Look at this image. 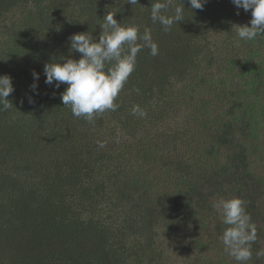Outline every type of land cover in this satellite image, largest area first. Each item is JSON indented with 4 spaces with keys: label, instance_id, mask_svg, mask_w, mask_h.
Instances as JSON below:
<instances>
[{
    "label": "trees",
    "instance_id": "trees-1",
    "mask_svg": "<svg viewBox=\"0 0 264 264\" xmlns=\"http://www.w3.org/2000/svg\"><path fill=\"white\" fill-rule=\"evenodd\" d=\"M150 3L0 0V75L15 89L0 111V264H238L214 208L234 197L256 226L247 264H264V36L237 37L251 10L231 0H171L165 14L185 11L170 31ZM109 12L159 50L142 48L117 109L89 122L43 69L79 59L69 37L98 38Z\"/></svg>",
    "mask_w": 264,
    "mask_h": 264
},
{
    "label": "clouds",
    "instance_id": "clouds-1",
    "mask_svg": "<svg viewBox=\"0 0 264 264\" xmlns=\"http://www.w3.org/2000/svg\"><path fill=\"white\" fill-rule=\"evenodd\" d=\"M188 2L191 9L203 10L207 0ZM231 2L237 9L242 8L245 12L251 10L250 26L234 25L237 37L240 40L253 41L258 36H264V0ZM128 3L135 5L138 0H128ZM170 4L171 0H151L150 3V19L153 23L159 22L164 31H170L184 17L185 8L182 3L174 7L172 14H165ZM115 15L109 12L103 17L98 38L89 33H78L69 37L70 49L80 54L79 59L61 58L45 64L43 69L47 85L57 89L61 84L67 85L61 93L63 105L70 107L75 117H83L89 122L96 115L117 109L115 101L135 70L137 54L142 48H149L152 56L158 55V45L154 42L150 29L145 28L141 33L138 25L118 22L114 19ZM33 79L34 83L30 87L35 92L38 88L35 81L39 80V74L33 72ZM14 90L12 78L0 75V111L13 107L7 97ZM132 113L141 117L145 115L138 105L133 107ZM244 204L242 199L235 197L221 198L214 204L227 226L221 236L225 251L238 264H247L251 260L252 244L257 239L256 226L251 222V216L246 212ZM260 255H264V251L257 252V256Z\"/></svg>",
    "mask_w": 264,
    "mask_h": 264
}]
</instances>
